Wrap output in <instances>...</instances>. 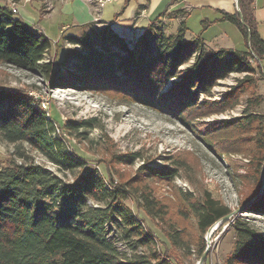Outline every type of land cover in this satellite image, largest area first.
Returning <instances> with one entry per match:
<instances>
[{"label": "trees", "instance_id": "1", "mask_svg": "<svg viewBox=\"0 0 264 264\" xmlns=\"http://www.w3.org/2000/svg\"><path fill=\"white\" fill-rule=\"evenodd\" d=\"M254 1L239 0L242 16L240 12L223 11V18L234 22L251 50L264 58V39L258 31ZM157 19L136 39V47L129 50L122 66L116 65V53L108 44H100L105 54L88 46L86 35H69L87 52L72 51L82 60L75 64L77 71L64 74L55 68L53 59L45 57L52 40L7 4H0V63L37 74L56 85L97 91L123 103L137 102L169 112L197 131L219 157L225 151L240 150L242 141L250 139L256 146L257 159L251 158L250 164H256L252 165L259 172V189L264 163V118L249 110L259 102L258 97L249 95L245 114L236 119H199L239 103L240 95L255 81L252 52L223 47L205 54L200 37L185 40L184 21L175 34L165 35L162 24H155ZM99 32L110 35L117 45L126 46L109 24ZM195 53V60L181 67ZM120 66L123 73L119 72ZM234 70L248 73L222 98L207 97L212 96L218 80ZM168 83L171 85L165 89ZM200 92L206 95L202 100ZM95 126L94 118L58 121L29 90L0 88V139L15 145L12 156L0 167V264H174L171 248L158 244L154 230L127 203L131 197L153 221L167 223L162 230L173 248L186 257L193 254L186 227L170 214V204L158 197L151 182L175 179L179 164L170 167L143 162L134 176L118 180L110 173L106 178L95 167L82 169L86 160L70 152L63 134L68 132L81 141L88 138L86 130ZM223 141H227L223 149L217 148L216 143ZM32 149L56 170L36 162ZM112 157L116 162L133 164L141 154L118 153ZM183 202L184 207L176 206L177 213L182 218L191 213L195 218L202 234L197 250L202 255L206 248L203 233L232 209L210 191L196 200L184 194ZM248 208L264 214V193ZM227 221L235 226L237 239L226 264H264V234L240 217ZM119 241L127 248L120 249Z\"/></svg>", "mask_w": 264, "mask_h": 264}, {"label": "rangeland", "instance_id": "2", "mask_svg": "<svg viewBox=\"0 0 264 264\" xmlns=\"http://www.w3.org/2000/svg\"><path fill=\"white\" fill-rule=\"evenodd\" d=\"M54 1L42 0V12L44 14L52 11ZM97 7L95 4V14L98 11ZM72 20L70 15L68 16L64 13H59L57 19L50 21L51 23L48 22V17L41 19V24L46 26L45 28H49L50 36L53 39L51 49L45 57L46 59H53L55 68L64 74H68L70 70L77 71L75 64L82 60L79 55L72 51L87 52L83 44L74 43L68 38L71 34L66 31L62 33L60 30L62 22ZM159 21L161 23V20ZM106 23L102 19L93 20L83 26L80 34L77 35H86L88 46L94 47L105 54L107 52L100 44H108L116 53L113 55L116 65L122 66L126 63L129 50L136 47L138 34L136 35L137 37L131 36L132 24L128 22L117 25L127 36L126 46L122 47L117 45V42L110 35H101L99 30L103 29L107 25ZM171 23L172 30H175V19ZM201 25V22L194 16L188 19L189 30L186 35L187 38H192L197 34ZM142 27L143 25L140 26V31ZM168 30L171 31V28ZM104 38L105 41H103ZM218 40L221 41V39ZM209 44L212 45L213 42H209ZM242 45L245 46L243 39ZM204 49L205 54L217 51L207 47L205 44ZM248 50L252 52L250 63L254 68V72L252 71L255 77L254 83L250 84L246 92L240 95V101L234 108L199 118L201 121L217 122L241 117L245 114L249 95H254L259 99V102L249 110L261 114L264 118V58L259 60L250 46H248ZM196 54L198 53H195L192 59L181 67L192 63ZM121 66L119 67V72L123 70ZM246 73H248L247 70H234L226 77L220 78L212 90V96L207 97L213 99L222 98L223 94L230 92L233 85L237 84L238 79L244 77ZM170 85L171 83H168L165 89ZM2 87L29 90L30 93L41 100L42 106L52 116L57 117L58 121H79L94 118L97 126L86 130L88 138L80 141L68 132L63 134L70 152L80 155L86 160V166L82 169L95 167L106 178L110 173L118 180L121 177L134 176L138 166L143 162L152 166L174 167L177 165L176 162L179 164L178 175L175 179L171 181L151 180V182L158 197L170 204V214L174 219H180L179 223L186 227L188 236L192 240V255L183 256L180 250L170 245L162 230L167 225L165 221L161 219L153 221L138 206L134 197L127 200V203L134 211L145 219L147 226L154 230L158 244L162 248H165L166 245L171 248L170 251L175 255L172 258L174 264H199L201 257L196 243L202 240V234L197 229L195 218L191 213L188 214V217L182 218L176 210V206H185L183 202L184 194L196 200L202 199L205 191H210L215 198L220 199L229 205L232 211H235L230 218L240 217L242 220H246L256 226L264 234V214L250 211L248 208L252 202L260 198L253 197L261 187L258 189L259 172L253 166L256 164L252 162L250 164L251 158L257 159V156L254 155L256 146L250 139L242 141V145L238 146V148H241L240 150L225 151L223 156L219 157L213 148L209 147L198 136L197 131L192 130L169 112H161L137 102L123 103L112 96H107L97 91L85 90L66 84L56 85L37 74L0 63V88ZM199 95L200 100L206 96L203 92H200ZM219 124L216 123L215 125ZM225 143L227 141L216 143L217 148L223 149L222 146ZM26 146L29 147L28 145ZM14 151L15 145L13 143L0 139V167L12 156ZM133 152L141 154V157L133 164L119 163L113 160L112 157V155L118 153ZM30 153L34 156L36 162L45 163L56 170V167L37 150L32 149ZM18 161H21V159L19 158ZM261 173L262 169L260 170V175ZM257 189L258 191L256 192ZM111 234L113 235V233ZM206 237L207 232H204L203 238L207 247L209 241ZM209 239L211 241L210 248L203 264H226L227 257L235 248L237 239L235 226L229 221L220 223ZM118 244L120 249L127 248L120 241Z\"/></svg>", "mask_w": 264, "mask_h": 264}, {"label": "crops", "instance_id": "3", "mask_svg": "<svg viewBox=\"0 0 264 264\" xmlns=\"http://www.w3.org/2000/svg\"><path fill=\"white\" fill-rule=\"evenodd\" d=\"M19 3V11L16 15L28 24L40 28L52 41L49 28L41 24V19L48 17L50 22L55 21L59 13L70 15L73 20L62 22L60 30L62 33L66 31L75 35L80 34L83 26L94 20L95 3L90 0H55L52 11L47 14L42 12V0H21ZM0 4L10 6V0H0ZM237 4V0H111L101 9V19L109 24L117 37L125 41H127L126 33H123L117 25L124 22L132 24L131 36L138 34V37L136 36L138 39L158 17L165 35L175 34L184 21L185 40L200 37L207 47L214 50L223 47L248 50V44L240 28L231 20L223 18V11L239 12ZM254 13L258 31L264 39V0L254 1ZM193 16L202 25L197 34L187 38L188 19ZM174 19L175 30H172L171 21ZM169 28L171 31L168 30ZM242 39L245 46L242 45ZM209 42L213 44L210 45Z\"/></svg>", "mask_w": 264, "mask_h": 264}, {"label": "water", "instance_id": "4", "mask_svg": "<svg viewBox=\"0 0 264 264\" xmlns=\"http://www.w3.org/2000/svg\"><path fill=\"white\" fill-rule=\"evenodd\" d=\"M238 4V11L241 13L242 15V12H241V7H240V4H239V1L237 0ZM243 20V17L241 18ZM259 58V57H258ZM259 60H261V58H259ZM261 187L259 189V191L254 195L253 198H257V197H260L263 193H264V163H263V168H262V173H261ZM235 211H231L230 213H228L226 216H224L223 218H221L220 220H218L216 223H214L207 231V237L208 238V245L206 247V249L204 250V252L202 253L201 257H200V261H199V264H203L206 256H207V253H208V250L210 248V236L212 235L213 231L220 225V223L224 222V221H227L232 215H234Z\"/></svg>", "mask_w": 264, "mask_h": 264}, {"label": "built area", "instance_id": "5", "mask_svg": "<svg viewBox=\"0 0 264 264\" xmlns=\"http://www.w3.org/2000/svg\"><path fill=\"white\" fill-rule=\"evenodd\" d=\"M92 2H95V4L98 6V11L95 14L94 20H101V9L104 7V5L111 0H90ZM13 12L17 13L19 11V2L17 0H11L10 1V6H9ZM107 24V23H106ZM156 25L160 24L159 20L155 21ZM147 38H150V35L146 36Z\"/></svg>", "mask_w": 264, "mask_h": 264}, {"label": "bare ground", "instance_id": "6", "mask_svg": "<svg viewBox=\"0 0 264 264\" xmlns=\"http://www.w3.org/2000/svg\"><path fill=\"white\" fill-rule=\"evenodd\" d=\"M150 41H152V39L150 38Z\"/></svg>", "mask_w": 264, "mask_h": 264}]
</instances>
